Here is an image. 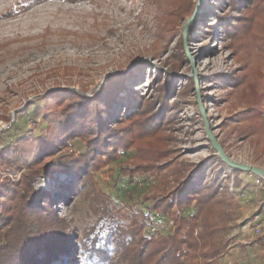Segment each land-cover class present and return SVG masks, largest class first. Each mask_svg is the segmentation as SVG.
I'll return each mask as SVG.
<instances>
[{"label":"rangeland","instance_id":"1","mask_svg":"<svg viewBox=\"0 0 264 264\" xmlns=\"http://www.w3.org/2000/svg\"><path fill=\"white\" fill-rule=\"evenodd\" d=\"M195 3L196 0H0V150L48 133V96L52 90L69 89L93 98L106 86L110 73L131 71L123 79L114 78L118 86L123 84L113 114L116 118L131 109L132 90L149 100L155 94L156 100L155 90L167 75L176 90L167 98V116L174 120L164 136L171 135V139L165 144L156 138L150 141L159 148L167 145L173 150L172 166L186 169L184 176L194 173L196 166L207 164L202 178L218 183L217 208L225 212L219 221L226 225L218 241L227 251L225 240L229 239L224 231L237 226L231 222L242 204L245 173L223 163L207 138L196 85L189 80L195 71L211 129L227 155L235 162L264 168V142L243 131L247 106L229 94L232 83L228 79L238 75L240 65L224 30L225 17L235 22L241 9L229 8L230 0H202L203 8L200 10V4L183 41L184 28L195 14ZM29 103L33 104L30 111H22ZM70 144L73 153L87 151L78 138ZM133 154L134 151L123 154L93 174L97 192L111 200L114 216L120 217L121 224L129 222L121 216L148 213L151 202L147 196L158 183L151 175L134 179L122 176L121 163L128 162ZM28 171L25 167L13 169L0 161V182L7 177L20 181ZM76 185L71 176L63 173L54 178L39 176L33 184L49 194L58 215L73 227L74 238L81 239L90 232L91 238L99 236L101 242L106 241L115 223L101 216L102 204L90 183L81 189L78 185L72 192ZM194 211V207L185 208L183 214ZM150 223L148 235H167L173 226L170 220L158 217ZM114 249L111 243L110 250ZM72 253V263H67L68 255L60 257L61 263L89 264L80 258L78 248Z\"/></svg>","mask_w":264,"mask_h":264},{"label":"trees","instance_id":"2","mask_svg":"<svg viewBox=\"0 0 264 264\" xmlns=\"http://www.w3.org/2000/svg\"><path fill=\"white\" fill-rule=\"evenodd\" d=\"M229 8L241 9L235 22H230V16L225 17L224 30L230 36L229 45L240 65L238 75L228 79L232 83L229 94L247 106L243 131L264 142V0H230ZM182 38L184 41V34ZM117 72L108 75V83L93 98L69 89L52 90L48 96L51 103L48 133L0 150L4 165L29 170L20 181L7 177L0 182V264H62V255H68L67 263H72L75 248L89 264L94 259H97L94 264H215L226 252L225 245L218 241L220 232L226 228L219 221L225 212L217 208L218 183L205 182L202 178L207 164L196 166L194 173L184 176L186 169L172 166L173 150L167 145L159 148L150 141L156 138L165 144L171 139V135L164 136L174 120L167 116V98L176 91L170 85V78L166 75L165 82L157 86L156 100L155 94L149 100L130 91L131 109L115 118L123 84L118 86L114 78L123 79L131 71ZM189 80L195 87L194 78ZM32 105L29 103L22 111H30ZM76 138L86 145L84 154L70 151V143ZM133 151L130 160L121 163L122 176L134 179L151 175L158 183L147 196L151 202L148 213L121 216L129 220L121 224L120 217L114 216L111 200L97 192L93 174ZM57 173L71 176L77 182L72 192L86 183L94 187L92 191L102 204L101 216H108L115 223L111 224L106 241L101 242L99 236L91 238L90 232L81 239L74 238L73 227L58 215L49 194L33 186L35 178H54ZM170 178L174 180L173 187ZM190 207H194V213L184 215V209ZM157 217L172 222L170 233H146L148 223L152 225ZM111 243L114 250H110Z\"/></svg>","mask_w":264,"mask_h":264},{"label":"crops","instance_id":"3","mask_svg":"<svg viewBox=\"0 0 264 264\" xmlns=\"http://www.w3.org/2000/svg\"><path fill=\"white\" fill-rule=\"evenodd\" d=\"M244 173L245 197L231 222L237 226L224 231L229 246L215 264H264V177ZM255 226L261 227L260 235L255 234Z\"/></svg>","mask_w":264,"mask_h":264},{"label":"water","instance_id":"4","mask_svg":"<svg viewBox=\"0 0 264 264\" xmlns=\"http://www.w3.org/2000/svg\"><path fill=\"white\" fill-rule=\"evenodd\" d=\"M202 0L198 1L196 10H195V14L194 16L187 22L185 28H184V36H185V31L187 28V25L194 19L199 6L201 4ZM194 68V67H193ZM195 83H196V93H197V102H198V106L200 109V113L205 125V132L207 134V138L209 139V141L212 144V147L216 150L218 156L220 157V159L230 168L232 169H237V170H241L242 172H246V173H251L254 174L256 176H260V177H264V168L261 167H257V166H251V165H247V164H242L239 162H235L233 161L225 152V149L223 148L222 144L219 142V139L217 136L214 135L213 130L211 129L210 126V122L208 119V115H207V111L205 109L203 100L201 98V94L199 91V82H198V78H197V72L195 71V74L193 76Z\"/></svg>","mask_w":264,"mask_h":264},{"label":"built area","instance_id":"5","mask_svg":"<svg viewBox=\"0 0 264 264\" xmlns=\"http://www.w3.org/2000/svg\"><path fill=\"white\" fill-rule=\"evenodd\" d=\"M241 197H245V195L244 194H241ZM255 219H256V217H255ZM261 227L260 226H255V227H253V230H254V232H255V234H257V235H259L260 233H261Z\"/></svg>","mask_w":264,"mask_h":264}]
</instances>
